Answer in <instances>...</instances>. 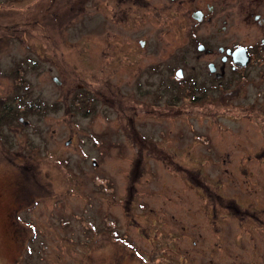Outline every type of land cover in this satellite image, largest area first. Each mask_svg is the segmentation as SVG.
<instances>
[{
  "label": "rangeland",
  "instance_id": "rangeland-1",
  "mask_svg": "<svg viewBox=\"0 0 264 264\" xmlns=\"http://www.w3.org/2000/svg\"><path fill=\"white\" fill-rule=\"evenodd\" d=\"M95 1L0 0V42L8 50L16 42L22 59L17 74L13 52L0 55V70L11 69L20 82L15 90V78L0 72V106H15L16 94L19 107L40 110L17 113L32 126L2 129L11 143L0 139V264H264V229L253 231L251 241L241 227L249 218L264 224V160L244 156L260 146L252 145L254 126L221 119L219 128L189 102L168 108L176 101L169 80L162 87L160 75L125 64L124 56H116L112 72L109 43L120 54L130 37L121 24L114 29L111 3L101 0L99 8ZM7 34L14 39L5 40ZM54 41L86 89L108 94L96 81L108 76L121 98L100 96L94 109H73L81 98L75 84L67 92L51 79L63 78L45 56V44ZM208 59L188 56L186 74L192 60ZM254 90L246 85L241 101L255 100ZM226 125L239 135L230 137ZM198 172L224 200L200 197L189 178ZM222 202L239 204L241 213Z\"/></svg>",
  "mask_w": 264,
  "mask_h": 264
},
{
  "label": "flooded vegetation",
  "instance_id": "flooded-vegetation-1",
  "mask_svg": "<svg viewBox=\"0 0 264 264\" xmlns=\"http://www.w3.org/2000/svg\"><path fill=\"white\" fill-rule=\"evenodd\" d=\"M108 1L111 3L110 20L114 29L116 30L117 24H121L123 26L121 28L130 37V40L126 37L127 41L120 43L122 46L120 54H117V45L109 43L108 49L113 57H111L112 63H108V67L111 68L112 72L114 68L111 66H116V56H124L125 64L135 67L143 66L140 69L141 72L150 69L160 75L162 87L166 79L169 80V83H167L170 87L169 92H171L173 100L176 101L165 103L168 108L176 111L179 109L177 105L185 102L181 99L188 97L190 109H199L200 113L204 114L210 122L215 123L219 128H221L219 123L221 119H225L228 123L234 125L244 120L250 121L256 130V142L252 145L258 143V146H260L256 151L253 150L251 153L243 155L247 160H264V0ZM95 2H97L96 7H102L101 0ZM101 22L99 20L98 23L101 25ZM164 33L172 37L167 38L166 35H163ZM10 37L13 38V36L7 34L4 39L7 40ZM165 37L166 40L169 39L167 42L160 41V39L165 41ZM6 42H0V55L6 51L13 52L14 73L18 74L22 63L20 48L14 42V49L8 50L9 48L4 47ZM58 47L56 41H54L53 47L51 42L46 43L45 56L50 60L49 63L57 62V69L62 75L60 77H63L60 80L54 76L51 77L54 84L67 92L71 85L75 84L76 94L74 96L77 95L81 98L73 100V103H76L73 109L79 104L94 109L92 105L97 103L95 99L100 96L111 98L122 96L118 89L109 84L108 76L103 77L101 80L100 78L95 79L108 90V94L86 89L82 74L77 71L74 73L72 67L69 66L65 53L57 51ZM31 50L30 47L24 51L31 53ZM154 55L155 60L148 63L147 58ZM192 55L197 57L203 55L209 59L205 63L203 61L193 63L192 60L190 64L192 70L190 69L189 74H186L187 57ZM29 61L31 62L32 59L29 58ZM10 70L2 68L0 72L2 75H8L14 79L15 76H11ZM136 70H139V68H136ZM197 75H202L203 79L201 77L197 78ZM65 76H67L66 79L71 80V83H67ZM139 77L136 74L134 78L136 80ZM17 80L15 78V90L20 84ZM250 84L255 88L254 96L256 98L253 101L243 102L241 99L245 93V86ZM12 97L15 104H19V96L14 94ZM87 98H90L91 101ZM262 98L263 101L260 100ZM15 106H0V109H5V111L0 112L2 114L0 124H3L1 122L3 118L7 120L0 126V139H7L6 143L9 144L11 143L8 136L10 133L3 136V128L12 131V129H16L15 126L22 128L24 125H33L17 115V113H21V111L30 107L25 109L22 106ZM66 108L71 109L69 106H66ZM34 110L40 111L36 107H34ZM34 110L31 109V111ZM16 120L17 122H15ZM128 123L131 126L132 122L130 120H128ZM230 127L228 128V125L224 127L231 134L230 137L233 138L234 134L239 135L238 127ZM127 132H129V128ZM139 133L143 135L136 130V138L145 142L146 139L140 136ZM242 144V147H246V144ZM247 146L248 150L252 149L249 142H247ZM35 151L36 149H33L30 152L31 155L36 156ZM14 154L16 155V153ZM189 178L194 182L193 189H198L202 199L214 194L218 199L224 200L220 193L213 191L211 188L212 179L210 177L203 176L198 172L192 173ZM252 205L255 207L253 210L256 211V204ZM238 206L239 204L233 202L221 203L224 210L232 209L240 214L242 209ZM243 210L246 211L247 209ZM214 214L217 216L216 213ZM259 223L249 218L246 224L241 225L242 231L249 234L251 241L254 239L253 234H251L253 231L264 229V224L260 219ZM228 235V230L226 232L223 230L220 235L223 244L230 241ZM243 237L244 235L239 234V239ZM228 245L230 244H227L223 249L224 251H228ZM253 247H256V245L253 244Z\"/></svg>",
  "mask_w": 264,
  "mask_h": 264
},
{
  "label": "trees",
  "instance_id": "trees-1",
  "mask_svg": "<svg viewBox=\"0 0 264 264\" xmlns=\"http://www.w3.org/2000/svg\"><path fill=\"white\" fill-rule=\"evenodd\" d=\"M68 12H70V10H68ZM55 20V19H54ZM46 37H47V35H46ZM119 97V96H118ZM117 97H106V99H108V100H110L111 102H114L115 100L117 101V99H116ZM120 98H121V96H120ZM88 100H90V98H87ZM182 101L183 100H185V102H188V97H183L182 99H181ZM91 101V100H90ZM109 102V101H108ZM86 103V102H85ZM130 106V105H129ZM191 111H193V112H199L200 110L199 109H190ZM200 113V112H199ZM145 143V145H151V143H148V142H144Z\"/></svg>",
  "mask_w": 264,
  "mask_h": 264
}]
</instances>
